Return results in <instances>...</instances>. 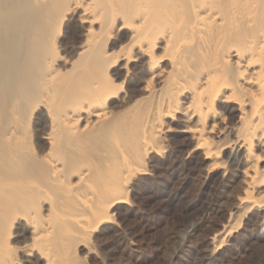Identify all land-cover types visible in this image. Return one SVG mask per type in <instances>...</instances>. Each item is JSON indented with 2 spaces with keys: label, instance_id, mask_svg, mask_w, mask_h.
I'll return each mask as SVG.
<instances>
[{
  "label": "bare ground",
  "instance_id": "6f19581e",
  "mask_svg": "<svg viewBox=\"0 0 264 264\" xmlns=\"http://www.w3.org/2000/svg\"><path fill=\"white\" fill-rule=\"evenodd\" d=\"M221 102L264 210V0H0V264H86L166 118L196 116L206 157L229 147Z\"/></svg>",
  "mask_w": 264,
  "mask_h": 264
},
{
  "label": "rangeland",
  "instance_id": "374dc122",
  "mask_svg": "<svg viewBox=\"0 0 264 264\" xmlns=\"http://www.w3.org/2000/svg\"><path fill=\"white\" fill-rule=\"evenodd\" d=\"M131 71L126 86L137 77ZM184 101L187 106L188 100ZM234 107L233 102L217 107L215 118L221 122L213 141L232 140L218 160L206 157L205 150L197 148V137L186 130L197 127L196 116L187 120L179 109L164 120L162 150L153 153L145 172L133 178L129 201L115 207V219L96 232L92 248L81 245L79 255L86 264H264V232L255 238L264 210L255 206V198L244 199L249 161L244 147L233 142L228 130L239 125L240 112L232 111ZM263 151L261 142L256 150L263 158L261 167ZM215 160L225 164L215 165ZM255 195L259 194L254 191Z\"/></svg>",
  "mask_w": 264,
  "mask_h": 264
}]
</instances>
